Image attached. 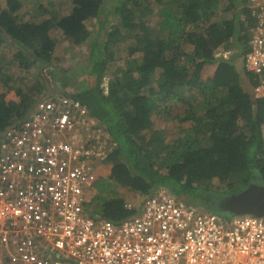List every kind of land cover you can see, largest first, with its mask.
Listing matches in <instances>:
<instances>
[{"label": "trees", "instance_id": "1", "mask_svg": "<svg viewBox=\"0 0 264 264\" xmlns=\"http://www.w3.org/2000/svg\"><path fill=\"white\" fill-rule=\"evenodd\" d=\"M67 1L68 13L37 22L20 16L22 1L0 0V45L11 43L18 50L14 59L28 69L53 56L56 45L50 31L80 45L90 38L86 23L104 17L110 8L113 23L110 29L103 28L102 48L93 40L88 50L86 73L95 80V90L79 96L58 92L78 98L115 145L104 162L110 173L98 181L91 214L115 221L134 213L115 197V186L146 196L164 189L186 204L203 205L205 212L221 215L205 199L228 196L211 188L214 181L228 191L235 178L244 186L252 180L264 185V95L253 98L249 90L257 86L255 77L214 52L235 41L237 57L247 52V36H235L251 24L242 19L244 15L237 20L234 12L229 19L220 17L233 10L238 14L235 7L244 0H227L223 8L221 0ZM155 11L160 21L150 28L147 19ZM121 41L127 55L134 57L132 66L112 72L105 91L113 47ZM214 64L211 76L202 80L201 71ZM15 91L18 102L6 101L0 93V133L26 117L38 95L46 98L37 91L36 97L27 96L19 86ZM167 100L181 104L182 110L169 117L165 113V119L188 126L176 131L152 128V111H161L159 102Z\"/></svg>", "mask_w": 264, "mask_h": 264}, {"label": "built area", "instance_id": "2", "mask_svg": "<svg viewBox=\"0 0 264 264\" xmlns=\"http://www.w3.org/2000/svg\"><path fill=\"white\" fill-rule=\"evenodd\" d=\"M242 58L264 91V0ZM75 99L35 103L0 135V264H264V217L201 213L158 191L120 220L91 214L99 164L114 152ZM127 209L133 208L130 203Z\"/></svg>", "mask_w": 264, "mask_h": 264}, {"label": "rangeland", "instance_id": "3", "mask_svg": "<svg viewBox=\"0 0 264 264\" xmlns=\"http://www.w3.org/2000/svg\"><path fill=\"white\" fill-rule=\"evenodd\" d=\"M24 3L25 8L21 11L22 15L26 20L33 21L36 19L37 22H42L47 20L52 15H65L69 12L70 4L67 0H20ZM54 3L53 7H48V4ZM224 2L221 0L219 2V7L223 8ZM45 7V8H44ZM104 17L99 19L94 18L86 23L88 32L90 33V38L87 39L80 45H72L68 40L61 38V33L58 31H50V36L55 42V50L53 56L46 62L37 64L36 66L29 67L28 69H23L19 62L14 59L17 49L13 45L4 42L0 45V93L5 94L6 101H19V97L16 95L15 87L19 88L30 97H36L37 92H42L43 94H56L58 91L63 90L65 93L80 95L85 91L95 90V80L88 76L86 73L88 67V50L90 48L91 42L94 40L101 44L102 48V38H103V28L109 26L113 23L112 16L108 11L110 8L107 7ZM149 16L148 26L154 28L156 24L160 21V17L155 14ZM236 19L239 20V14L235 13ZM233 15V12H228L220 16L222 19H229ZM218 20V19H214ZM236 26V25H235ZM245 27V26H244ZM238 30V28L236 27ZM239 31V30H238ZM235 36L237 39L240 36H249V30L239 32ZM236 41L231 44L230 47L221 46L215 52L216 57L227 60L232 59L235 65H239L240 58L234 53L239 45ZM185 49L188 46L185 45ZM127 46L124 41H121L118 45L113 47V63L109 65L107 71V76L103 80V86H106L108 78L112 77V72L116 71L119 73L122 70H127L132 66L134 57H129L126 53ZM103 53V51H102ZM28 54V53H27ZM100 58H103V54ZM216 65H206L200 73L202 80L209 78ZM39 87V88H38ZM44 87H46L44 89ZM246 88V87H245ZM249 88V86H248ZM250 89V88H249ZM41 90V91H40ZM37 91V92H36ZM250 91V90H249ZM263 93V91H261ZM40 96V97H39ZM39 100L43 98L41 95L37 96ZM161 105V111L158 108L155 113L152 111L151 120L153 129H168L169 131H176L185 126L186 123H179L178 121H170L165 119L166 116L176 114L182 110V106L176 103L174 100H167L165 103L159 102ZM166 113V116H165ZM171 127V128H170ZM264 137V136H263ZM100 170L103 172L99 173L98 179H105L108 177L110 171V165L99 164ZM246 176L245 173H243ZM231 190H226L227 187L224 184H219L213 182L211 187L215 191L222 192L224 195H230L237 192L235 189L239 190L242 185L239 178H235L231 182ZM117 190V195L115 197H121L124 203H136L137 205L144 199V195H140L132 190L125 187L115 186L114 190Z\"/></svg>", "mask_w": 264, "mask_h": 264}, {"label": "water", "instance_id": "4", "mask_svg": "<svg viewBox=\"0 0 264 264\" xmlns=\"http://www.w3.org/2000/svg\"><path fill=\"white\" fill-rule=\"evenodd\" d=\"M218 212L240 216L264 217V185L250 183L217 201Z\"/></svg>", "mask_w": 264, "mask_h": 264}, {"label": "clouds", "instance_id": "5", "mask_svg": "<svg viewBox=\"0 0 264 264\" xmlns=\"http://www.w3.org/2000/svg\"><path fill=\"white\" fill-rule=\"evenodd\" d=\"M223 2H224V4H226V3H228V1H226V0H223ZM236 8V10H238V14H239V17H241V15H244L243 16V20H246V21H248L250 24H251V26H250V29H249V39H250V37H251V30H252V28H253V19L251 18V15H250V13H251V7H250V3H249V0H244V2H241L240 3V5L238 6V7H235ZM243 14H242V13ZM248 13V14H247ZM249 39H248V41H249ZM248 41H247V43H248ZM246 46H247V44H246ZM14 47V46H13ZM18 52V50L16 51V53ZM244 56H245V54L242 56V57H239L240 58V61L242 62V67H243V70H242V72H245V73H247L246 71H245V69H244V64H243V61H242V58H244ZM225 60V59H224ZM235 64V63H234ZM215 69V68H214ZM249 74V73H248ZM105 89V91H106V86H103ZM256 86H254V87H252L251 89H250V93H251V95L253 96V98H258V97H261V96H263L264 95V91H263V93H259V94H255L254 93V91H253V89L255 88ZM52 96H59V97H66V96H60V95H58V93H56V94H53ZM52 96H48V97H52ZM47 97V95H46V98H48ZM44 98V97H43ZM43 98H40L39 100H41V99H43ZM67 98H70V99H75V100H78L79 101V99L78 98H74V97H67ZM38 100V101H39ZM80 102V101H79ZM81 103V102H80ZM254 104H256V102H254ZM84 106V105H83ZM85 107V106H84ZM86 108V107H85ZM86 110H87V108H86ZM87 114H88V116L90 117V115H89V113H88V110H87ZM90 118H92V119H94L95 120V122H96V124H97V127L98 128H100V129H102L105 133H106V135L108 136V138H109V141H110V135H109V133L107 132V130L103 127V126H100L99 125V122L97 121V119H95L94 117H90ZM264 125V124H263ZM262 125V126H263ZM262 126H261V132H262ZM6 130V129H5ZM4 130V131H5ZM4 131H2L1 133H0V135L4 132ZM262 136H263V132H262ZM263 139H264V137H263ZM102 164H104V163H102ZM98 171H99V173L100 172H103V171H101L100 170V166L98 167ZM109 171H110V168H109ZM99 176V175H98ZM109 176V175H108ZM99 180H101V179H98V181ZM98 181L96 182V184H95V186H94V190H95V192L94 191H92V195H91V200H90V206H91V208H92V203H93V201H94V199H95V197H96V195H97V193H98V190H97V184H98ZM249 183H255L254 182V180H252L251 182H249ZM248 183V184H249ZM247 184V185H248ZM255 184H258V183H255ZM241 185H242V183H241ZM246 185V186H247ZM261 185V184H260ZM246 186H244V185H242V187L240 188V190L241 189H243L244 187H246ZM158 191H163V192H165V193H167V194H170V193H168L166 190H164V189H158L157 191H155L154 193H156V192H158ZM136 193H138V192H136ZM154 193H152V194H154ZM138 194H140V195H143V194H141V193H138ZM151 194V195H152ZM171 195V194H170ZM145 197H144V199L146 198V197H148V196H150V195H144ZM173 196V195H172ZM175 197V196H174ZM176 198V197H175ZM221 198H223V196L221 197V196H218V200L219 199H221ZM143 199V200H144ZM177 199V198H176ZM143 200L140 202V204L139 205H137L136 203H130L131 205H132V207L133 208H131V209H127L126 208V206H125V209H127V210H129V211H134V213L132 214V215H130V216H128L127 218H129V217H131V216H133V215H135V214H137L138 212H140L139 211V209H141L140 207H141V204H142V202H143ZM178 200V199H177ZM178 201H180V200H178ZM182 202V201H181ZM185 205H187V206H191V207H194L197 211H199V212H201V213H209V212H205V210H199L198 209V207H195V206H193V205H190V204H186L185 202H183ZM127 204V202H125V205ZM92 211V210H91ZM211 214H213V213H211ZM216 215V214H215ZM220 216H225V217H229V216H233V215H227V214H223V213H221V215ZM123 219H126V218H123Z\"/></svg>", "mask_w": 264, "mask_h": 264}, {"label": "flooded vegetation", "instance_id": "6", "mask_svg": "<svg viewBox=\"0 0 264 264\" xmlns=\"http://www.w3.org/2000/svg\"><path fill=\"white\" fill-rule=\"evenodd\" d=\"M57 92H59L58 90H57ZM250 184V183H249ZM206 199V202H207V200H209V203L211 204V206L213 207V209L215 210V211H217L218 212V206H217V201H218V199L217 200H215V201H213V199H208V198H205ZM198 209L199 210H205V208H204V206L203 205H200L199 207H198Z\"/></svg>", "mask_w": 264, "mask_h": 264}, {"label": "crops", "instance_id": "7", "mask_svg": "<svg viewBox=\"0 0 264 264\" xmlns=\"http://www.w3.org/2000/svg\"><path fill=\"white\" fill-rule=\"evenodd\" d=\"M226 1H227V0H226ZM231 12L236 13L235 10H233V11H231ZM235 16H237V15L235 14ZM235 66H236V68H237L239 71H242V70H243L242 62H240L239 65H235ZM262 132H263V136H264V125L262 126Z\"/></svg>", "mask_w": 264, "mask_h": 264}]
</instances>
